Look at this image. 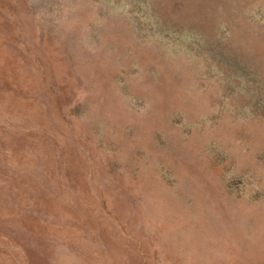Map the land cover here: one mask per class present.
<instances>
[{
    "label": "rangeland",
    "instance_id": "obj_1",
    "mask_svg": "<svg viewBox=\"0 0 264 264\" xmlns=\"http://www.w3.org/2000/svg\"><path fill=\"white\" fill-rule=\"evenodd\" d=\"M0 264H264V0H0Z\"/></svg>",
    "mask_w": 264,
    "mask_h": 264
}]
</instances>
